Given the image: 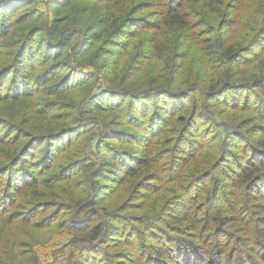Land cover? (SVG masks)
Instances as JSON below:
<instances>
[{"label": "trees", "instance_id": "trees-1", "mask_svg": "<svg viewBox=\"0 0 264 264\" xmlns=\"http://www.w3.org/2000/svg\"><path fill=\"white\" fill-rule=\"evenodd\" d=\"M0 264H264V0H0Z\"/></svg>", "mask_w": 264, "mask_h": 264}]
</instances>
